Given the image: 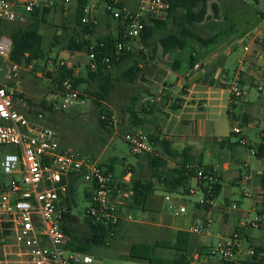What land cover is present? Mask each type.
<instances>
[{"label":"rangeland","instance_id":"obj_1","mask_svg":"<svg viewBox=\"0 0 264 264\" xmlns=\"http://www.w3.org/2000/svg\"><path fill=\"white\" fill-rule=\"evenodd\" d=\"M54 1L57 5L60 4V0ZM69 1L71 2L73 0ZM139 1L140 0H122V5L130 11H134ZM215 2L216 12L212 15L213 12L210 10V4H208L207 18L209 19L198 25L194 33L202 37H208V35L210 36L214 32H219L216 45L202 47L194 40L188 39L181 51L172 52L169 55L171 59L176 60L178 63L176 71L178 75H181L188 69V62L191 56H196L197 59H201L203 53L211 50L212 47H217L223 41L229 38H235V40L241 39V42L232 52V57L230 58V60H232L231 63L224 66L227 72L226 76L229 77L235 66V60L242 54V46L246 45L247 40L254 36L255 33L264 26V17L260 18L258 15V13L264 15V5L261 0H257L256 3H253L252 0H218ZM89 4L90 2H88L87 5ZM97 5L98 8L102 7L100 2H98ZM72 11V8L69 6H67L65 10L56 7L53 10L47 11V14H44L42 17L43 22L38 23V33L42 38L41 49L46 57L42 61H30L28 64L19 65L20 70L17 78L14 81H10L15 90L16 100L14 102V108L27 118H36L37 114H40L41 118L37 119L39 123L36 125L51 131L57 142L64 146V150L76 152L81 157L92 160L100 166L111 162V176L114 183L117 184V198L115 197L113 201L115 202L116 211L120 218L118 224L113 228V233L107 238V243L105 245H91L89 247L86 254L91 257L92 264H146L143 260L128 258L126 256L129 245L133 242L152 243L155 240H171V231L161 227L156 228L151 225L152 222L154 223V213L141 212L137 209H131L127 205L130 186L128 179L130 173L126 174V167L135 168L136 157L129 153L127 145L122 140V135L127 132H124V129L119 127L123 122L118 121V118L120 117L119 113L123 110L122 97L126 94L130 95L132 89L131 84L114 81L113 89L108 92L107 99L99 103L100 108H105L109 112V115H114V131L108 129L104 130L98 127L96 123V114L100 110L96 104L98 102L82 92V89L86 86H78V88H76L79 96L78 99L81 100L82 103H76L65 108H60L58 92L54 89V86H52L51 78L54 74L52 64L54 62L63 61L69 63L73 68L77 65V61L72 62L69 58V52L63 50L60 45H55L52 41V37L57 36V40L63 44V39L65 37L60 29V22L61 20H65L69 23ZM214 19L216 22L218 21L217 25H214L213 31L209 33L211 30L210 26L212 25L211 22ZM225 19L227 20L226 23L224 21ZM99 23L101 27H95L93 37L99 36L105 32V27L102 26V22L100 21ZM15 25L16 24H7L10 30ZM109 25H112V23L109 22ZM228 27L232 29L228 30ZM220 28L222 31H219ZM241 34H246L247 38H243ZM148 42L147 47H143V52L141 53L143 60L140 59V54L138 55L136 52H133V59L125 62L120 68V71L126 68L132 60H136L137 63H143L147 59H155L156 56H150L149 54L150 51H153L154 46H156V39L152 37ZM83 61L84 59H82V62ZM6 65L7 64L4 62L0 63L1 67H5ZM79 70L84 73L82 63H79ZM219 70L220 68L218 66L217 70H215V75L218 74L217 76H220ZM116 74L117 71H110L109 73L112 78ZM3 75L4 74H1L2 77H4ZM169 80L172 81V79L169 78L167 83H169ZM226 81L227 80H225V82ZM85 90L93 92L96 90V86L95 84L89 85ZM168 91L172 92L169 89ZM201 97L200 94H195L193 96L190 94L188 97L185 96L186 107L180 109L182 110L181 112L177 110L167 111L168 114H173L174 117L179 116L178 118L186 123L180 125L177 120L172 118L170 122V126H172L169 127V129H172L173 132L168 131L163 133H169L176 137L177 135H181L182 131L187 132L191 124L197 122L202 123L203 117L200 115L202 109L197 107L199 102L196 100ZM152 98V96L139 94L140 100H135V98H133L134 101L130 99L128 102L132 104L131 109L136 111L138 106L142 103L141 101L147 100L150 102L151 100L153 101ZM224 98H226L225 95ZM20 105H23L22 109H19ZM124 115V112H122L121 116L124 117ZM233 115L237 117L238 112L234 111ZM211 118L212 121H215L214 125L216 124L218 133L221 136L225 135L224 137H228V131H231V128L237 126L235 121L228 122L229 118L225 110H222L220 115ZM109 121H112V118H109ZM242 129V133L246 132V135H248V145H252V142L258 139L259 131H264V122L261 123L260 126H257V128H248L246 131H244V128ZM228 138L231 141L233 149L237 152L238 159L230 160L228 157V150L225 147H222L221 150L216 147L218 148L217 150L220 151L219 155L210 157L207 156L206 153H203L201 156V163L204 165L210 163L215 164L216 162L220 163L226 160L229 165V170L220 174V190L214 198V207L211 208L212 223L209 228L208 236L189 233L188 250L190 259L188 264H223L217 253H208L206 245L213 244L218 237H228L235 229L240 234L243 249L247 248V239L264 249V223H261L258 228H250L243 225L254 217L255 213L253 207L256 205L253 204L252 198L240 197L239 190L241 185L235 184L231 177V171L234 169L238 168L242 173L246 171V167L242 165L241 161H245L247 157H249V167L251 168L254 166V161H252V156L247 152V148L236 143V136ZM245 138L247 141V136ZM221 140L224 141V139ZM155 150L156 148L153 147L152 151L154 152ZM10 151L11 147L0 145V161L2 156ZM166 171V168L162 167L158 174L162 176L166 174ZM154 172L155 171H150L148 168H143L138 172H134L133 177H135V174H138L140 179L145 181ZM6 181L7 176L2 174L0 169V183H5ZM89 190V185L79 178L75 184L74 190L71 191L73 195L72 206L70 207L69 213L75 216L77 220L75 228L80 234L85 230L82 216L84 210L88 206V201L84 198L83 193ZM168 196L171 197V195ZM224 198H226L225 203H223ZM195 200V196H187L184 197L182 201L173 200L172 202L170 200L171 203L169 201H164L159 212L161 214L160 222L168 223L172 227L187 228L192 220H196V217L202 216L203 214L202 211L195 209L193 205ZM231 204L234 205L233 209L230 208ZM179 205L184 207V213L173 216V211ZM217 206L223 208L220 214H218L219 211L215 208ZM125 215H128L129 219L122 220ZM2 239L3 240H0V264H16V247L12 243L11 238L3 236ZM203 243H206V245ZM255 245H253V247L257 249ZM258 253H260V251H258ZM154 254L163 257L171 256L169 250L160 248H155ZM259 256L262 258V262H264L263 251ZM246 264L252 263L249 262Z\"/></svg>","mask_w":264,"mask_h":264},{"label":"built area","instance_id":"obj_2","mask_svg":"<svg viewBox=\"0 0 264 264\" xmlns=\"http://www.w3.org/2000/svg\"><path fill=\"white\" fill-rule=\"evenodd\" d=\"M90 1L91 4L82 7L81 24H94L92 12L98 1L102 4L103 15L112 22L124 25L122 38L127 42L113 44L114 56L122 52L142 53L143 46L139 43L142 20L147 17L162 18L167 10V5L161 0H140L134 11L126 9L117 0ZM69 5V0H60L58 5L54 0H0V23L21 25L28 21L29 15L35 10H53L56 7L65 10ZM8 50L9 40L1 36L0 63L7 65L0 66V145L11 147V151L4 154L0 161L1 172L7 176V181L0 183V240H3V236L11 238L16 247V264H92L88 254L64 247L65 235L59 223L67 213L66 177L77 176L89 185L85 213L109 226L115 225L120 218L111 199V190H116L117 186L111 175L105 174L97 163L76 152L60 150L51 131L36 125L15 110V90L10 81L17 78L20 68L8 61ZM85 59L87 69L94 70V53L90 52ZM103 63L108 68V60L104 58ZM52 67L54 71L57 68L70 70L72 77H76V71L69 63L58 61ZM197 67L193 64L191 69ZM239 72V69L235 70L227 88L232 100L242 94L238 85ZM253 88L257 93L264 92V83L257 82ZM58 96L60 108L82 103L68 80L61 83ZM230 134L236 136V143L245 146L251 156H258L256 147L248 146V140L241 135L238 126L231 128ZM122 140L132 155L152 151V142L139 132L125 133ZM249 179L250 174L245 172L238 175L237 181L244 186ZM191 180L192 184L186 186V193L175 196L196 197L193 205L203 214L190 223L186 232L208 236L217 178L211 171L194 168ZM239 193L247 197V187L241 188ZM163 199L168 200L169 197L165 195ZM230 208L233 209L234 205L231 204ZM184 211V207L179 205L172 214L178 216ZM125 219H129V216L125 215ZM261 223H264V208L243 225L258 228ZM206 247L209 254L217 253L223 264H234L242 253L246 255V262L255 260V248L250 245L243 249L236 229L228 237H218Z\"/></svg>","mask_w":264,"mask_h":264},{"label":"crops","instance_id":"obj_3","mask_svg":"<svg viewBox=\"0 0 264 264\" xmlns=\"http://www.w3.org/2000/svg\"><path fill=\"white\" fill-rule=\"evenodd\" d=\"M77 1L79 0H73L70 2L69 7L72 8V10L75 8ZM117 1L122 5V0H117ZM215 1L218 0H212L211 2H209V4L215 5L216 4ZM261 1L263 2L264 5V0ZM88 2H90L91 4L90 0H86L85 5H87ZM252 2L256 3L257 0H252ZM97 3L98 1L95 2V8L92 12V17L94 20V29L96 26L98 28L101 27L100 26L101 24L99 23L101 21L102 26L105 27V32L99 36L93 37L94 36V29H93V33L91 37H89L90 40L92 41L105 35H114L113 26L109 25V23L106 24L104 22L102 7L98 8ZM206 14L208 16V12H206ZM258 15L260 18L264 17L262 13H258ZM217 22L215 21V19L212 20L211 22L212 25L210 26L211 30L209 31V33L213 31V26L217 25ZM230 29L232 28L228 27V30ZM219 31H222L221 28L219 29ZM218 34L219 32L218 33L214 32L213 34L210 35V36H214V38L212 42L208 45H213V46L216 45ZM241 35L243 36V38H247L246 34L244 35L241 34ZM187 41L188 40L185 41V44ZM240 42L241 39L235 40V38H229L223 41L217 47H212L211 50H208L205 53H203L201 59H197L196 56H192V58H194V64L198 66L197 69L193 70L188 65V69L181 75H178L176 73L178 68L177 61L169 57V55L172 52H176V51L162 53L159 47L156 45L154 46L155 50L153 48V51H150L149 54L150 56L151 55L156 56L155 59H149V60L147 59L143 63H137L136 66L139 69L137 80H135L131 84L132 89L130 95L128 94L123 95L121 100L123 101L122 112H124L125 115L124 117H122L121 116L122 112L119 113L120 117L118 118L119 119L118 121L123 122L119 127L123 128L124 132L127 133L139 132L145 136L151 137L152 139H157V140L164 139L168 141L169 147L171 149H175L176 151H181L182 149H186L187 150L186 152L189 154L190 158L194 161H197L201 166L200 167L201 169L205 168L206 171H211L216 175L218 190L214 198L216 197L217 193L220 190V184H219L220 174L228 171L229 165L226 160L220 163L216 162L215 164L210 163L204 165L201 163V156L203 155V153H206V155L210 157L214 155H219L220 154L219 150H221L222 147H225L228 150V157L230 160L238 159V156H237V152L233 149L230 139L228 138V137H232V135L229 133L230 130L228 131V137H224L225 135L221 136L217 131L216 124L214 125L215 121L214 120L212 121L211 117L218 116L220 115L222 110H225L227 117L229 118V119L227 118L229 120L228 122L235 121V124L240 128L241 134H243L242 136L243 137L247 136V140H248V135H246V132L242 133L243 131L242 128H244L245 129L244 131H246V129L248 128H257V126H260V124L264 122V92L257 93L253 88L257 82H260L262 84L264 83V26L261 27L260 30L257 31L254 36H252L247 40L246 45L242 46L241 48L242 54L237 60H235L234 62L235 66L233 67L230 76L227 77L226 76L227 72L224 66L226 64L231 63L232 60H230V58L232 57V52L235 50V47L238 46ZM69 54H70L69 58L71 59L72 62L77 61L76 67L73 68L76 71V77L81 79L84 78L85 71L83 73L79 70V63H82L83 68L85 65L86 59L84 54L80 52H72ZM82 59H84L83 62ZM123 64L124 63H121L117 68L110 70L115 72L117 71V74L113 78L109 74H107V76L109 75L112 84L117 78L118 73L120 72V68L122 67ZM218 66L220 68L219 70L220 76H217L218 74L215 75V70H217ZM236 69L240 70L238 75V85L240 90L242 91V94L236 100H232L227 93V88L233 80L234 72ZM169 78L172 79V81L169 80V83H167V80ZM225 80L227 81L225 82ZM168 89L171 90L172 92L168 91ZM139 94L152 96L153 101L151 100L150 102H148L147 100L142 99L143 101H141L142 103L138 106V109L136 111H133L131 109L132 104L129 103L128 100L131 99L132 101H134L133 98H135V100H140ZM190 94L192 96L195 94H200L202 96L201 98L196 99L199 102L197 104V107L199 109H202V112L200 113V115L203 117L202 123L197 122L195 124H191L187 132L182 131L181 135H177L176 137L169 133L164 134L163 132H168V131L173 132L172 129H169V127L172 126V125L170 126V122L172 118L177 120V122L180 125L186 123L185 121L179 119L178 118L179 116L174 117L173 114H168L167 111L177 110L181 112L182 110L180 109L186 107L185 96L188 97ZM224 95L226 98H224ZM22 108L23 105H20L19 109ZM234 111L238 112L237 117L233 115ZM37 115L39 116V118H37V116L36 118H31V117L29 118L35 124H38L39 121L37 119L41 118L40 114ZM110 118H112L111 123L113 122L111 124V131H114L115 128L114 115L113 114L110 115ZM221 139H224V141ZM58 146L60 150L65 149L64 146H62L60 143H58ZM248 146H252V147L262 146L264 148V131L260 130L258 133V139L255 142H252V145L249 144ZM153 147H155L156 150L154 152L151 151L150 153L153 152L152 154L161 156L162 151L160 150V148L155 143L154 144L152 143V150ZM216 147L220 149L217 150L218 148ZM134 156L136 157V161H135L136 167L135 168L126 167L127 168L126 174L132 172V176H133L134 172H138L143 168H148L150 171L151 170L155 171L154 169H150L147 166L145 153H141ZM142 157L144 158V160ZM176 159L177 158H164L165 164L163 167H165L166 170L172 169L175 165ZM252 161H254L253 168L249 167V157H247V160L241 161L242 165L244 164V166L246 167L247 173L250 174V179L246 185L242 186L241 183L237 181L238 175L243 174L238 170V168L231 171V177L235 184L241 185V188L247 187V198H252L253 204L256 205L255 207H253V211L254 213H257L263 210L264 208V150L260 154L258 153V156H252ZM154 173L157 172L155 171ZM154 173H152L151 176L147 179L153 181V194L157 196H161L162 198L165 195L166 196L171 195V197L168 196L169 197L168 200L163 199L162 203L164 201H169L171 203V201L173 202V200L174 201L183 200L185 196L176 197L175 196L176 194L178 195L181 194L174 191L168 192L165 185L160 183L156 178H152V175ZM137 175L135 174V177L133 178H137L140 181H143L140 179V176ZM78 179L79 177L74 175H68L66 177V183L69 189L71 203H72V195H73V192L71 193V191L74 190L75 184ZM189 184H192L191 179L188 181L187 185ZM116 192L117 190H115L111 198L114 205L115 202L113 200L115 199V197L117 198ZM129 193L130 191L128 190V194ZM240 197L242 196L240 195ZM85 199L87 200V198ZM225 202H226V198L223 199V203ZM215 208L217 211H219L218 214H220V212L223 210V208H220L218 206ZM195 209L197 208L195 207ZM159 212L154 213V223L152 222L153 224L151 223V225L155 226L156 228L161 227L163 229H168L169 231H171L170 232L171 239L174 237L176 230H185V231L187 230V228L172 227L168 223H161L160 222L161 214ZM122 220H127V219H125L124 216ZM206 243L203 244L206 245ZM250 245L253 246L255 244L247 239V246ZM255 246H257L258 251H260V253L262 251L264 252V249L261 246L259 245H255ZM260 253L258 254L256 253L255 260L253 261L252 264H258V263L264 264V262H262V258L259 256ZM246 263H248L246 262V255L243 253L239 254L234 262V264H246Z\"/></svg>","mask_w":264,"mask_h":264},{"label":"trees","instance_id":"obj_4","mask_svg":"<svg viewBox=\"0 0 264 264\" xmlns=\"http://www.w3.org/2000/svg\"><path fill=\"white\" fill-rule=\"evenodd\" d=\"M167 5V10L162 18H145L142 20L143 29L139 37V43L143 47H147L148 41L154 37L156 45L162 53L170 51H181L185 46V41L188 39L194 40L198 45L205 47L210 44L214 36L201 37L194 33L196 27L208 20L207 5L212 0H161ZM86 0H79L70 16V22L61 20L60 29L64 35L63 44L57 39V36L52 37L55 45H60L63 50L72 53L80 52L87 56L90 52L94 53L95 69L88 70L84 65V78L72 77V72L64 68H57L51 78L52 86L59 93L60 85L63 81H70L71 86L76 90L78 86H89L95 84V91L82 89V92L97 100V107L100 109L96 114V123L98 127L106 130H111V122L109 121V112L104 108H100V102L107 99L108 92L112 89V81L107 74L111 69L117 68L121 63H125L133 59V52H122L118 56L113 54V44L115 42L125 43L126 39L122 38L123 24L119 22H112L104 15V22L112 23L114 35H105L95 40H90L94 29V24H81L82 7ZM210 10L214 14L216 11L215 5L210 4ZM47 9L35 10L29 15L26 23L15 25L11 30L7 23H0V37L6 36L9 40V50L7 59L9 62L21 65L28 64L30 61H42L45 59V54L41 49L42 38L38 33V23L43 22L42 17L47 14ZM226 22V20H224ZM104 23V24H105ZM108 26V25H107ZM140 59L143 57L140 52ZM107 59L108 68L103 63V59ZM53 63V60H52ZM194 58H189L188 65L192 67ZM137 61L132 60L130 64L122 69L116 82L124 84H132L137 80L139 69L137 68ZM79 97V96H78ZM102 118V119H101ZM243 124V122H242ZM148 137V136H146ZM148 139L156 144L163 152L161 156L152 153H145L147 166L154 169L157 173L152 175L160 183L165 185L168 192H178L180 194L186 193V186L191 179L194 168L201 166L197 161L190 158L186 149L176 151L169 147L168 141L164 139ZM260 154L264 148L262 146L256 147ZM164 158H177L172 169L167 170L166 174L159 175V169L165 164ZM105 174H111V162L103 166ZM206 171L205 168H202ZM113 179V178H112ZM129 196L127 198V205L131 209H137L141 212L157 213L160 211L162 200L161 196L153 194V181H140L133 178L132 172L129 177ZM116 184V183H115ZM117 186V184H116ZM218 190V185L215 184L214 196ZM115 190H111V195ZM86 192L83 196L87 198ZM67 213L64 215L62 221L59 223L60 230L65 235L64 247L79 253H86L91 245L102 246L107 243V238L113 233V228L118 224L109 226L108 224H101L95 221L92 217L83 212L82 220L85 230L80 234L76 228V218L70 214V207L72 206L69 189L67 187L66 198ZM189 233L185 230H176L174 237L171 240H155L152 243L147 242H133L129 245L126 256L128 258L143 260L146 264H188L189 257ZM167 249L171 252V256L163 257L154 254V249ZM258 254V248L255 249V256ZM254 256V258H255ZM253 263V262H251ZM262 264V263H258Z\"/></svg>","mask_w":264,"mask_h":264}]
</instances>
